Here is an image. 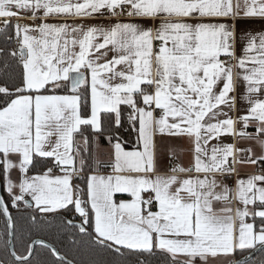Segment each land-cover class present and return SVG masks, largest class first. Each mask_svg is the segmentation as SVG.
<instances>
[{
  "label": "snow or ice",
  "instance_id": "obj_1",
  "mask_svg": "<svg viewBox=\"0 0 264 264\" xmlns=\"http://www.w3.org/2000/svg\"><path fill=\"white\" fill-rule=\"evenodd\" d=\"M240 21L264 0H0V264H264Z\"/></svg>",
  "mask_w": 264,
  "mask_h": 264
},
{
  "label": "trees",
  "instance_id": "obj_2",
  "mask_svg": "<svg viewBox=\"0 0 264 264\" xmlns=\"http://www.w3.org/2000/svg\"><path fill=\"white\" fill-rule=\"evenodd\" d=\"M3 42H4L3 37H0V44H3ZM17 71H18V69H10V70H9V74H13V73H15V72H17ZM3 78H4V77H0V81H2ZM85 111H86V110H85ZM38 167H39V166H38ZM13 214L16 215L15 211H14ZM20 223H21L22 225H24V227H27V224H26L25 221H20ZM0 228H2V220H0ZM40 235H41L44 239H46V240L52 242L53 244H56L57 247H60V249H61L62 252L67 250L62 244H60V243L57 241V239H56V237L54 236V234H51V233H42V234H40ZM40 256H41L42 258H47V253L41 251V252H40ZM82 256H83V259H85V260H87V259H100V258H102V256H98V255H96V254H94V253H87V252L82 253ZM237 258L239 259V257H237ZM157 260H160V264H162V258H153V264H156V261H157Z\"/></svg>",
  "mask_w": 264,
  "mask_h": 264
},
{
  "label": "crops",
  "instance_id": "obj_3",
  "mask_svg": "<svg viewBox=\"0 0 264 264\" xmlns=\"http://www.w3.org/2000/svg\"><path fill=\"white\" fill-rule=\"evenodd\" d=\"M20 23H30V21L21 20ZM237 31L240 34H243L246 32L252 33V34L264 32V24L260 23L259 21H256V22L240 21L238 23ZM242 42L243 41H241V43ZM238 51H239V46H238Z\"/></svg>",
  "mask_w": 264,
  "mask_h": 264
},
{
  "label": "built area",
  "instance_id": "obj_4",
  "mask_svg": "<svg viewBox=\"0 0 264 264\" xmlns=\"http://www.w3.org/2000/svg\"><path fill=\"white\" fill-rule=\"evenodd\" d=\"M13 44H14V42H13ZM69 215H71V214H69Z\"/></svg>",
  "mask_w": 264,
  "mask_h": 264
}]
</instances>
